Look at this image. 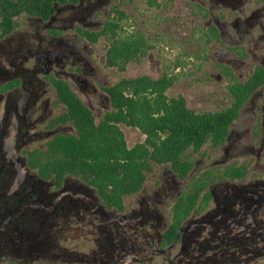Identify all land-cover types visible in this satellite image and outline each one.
Returning <instances> with one entry per match:
<instances>
[{
	"label": "flooded vegetation",
	"instance_id": "flooded-vegetation-1",
	"mask_svg": "<svg viewBox=\"0 0 264 264\" xmlns=\"http://www.w3.org/2000/svg\"><path fill=\"white\" fill-rule=\"evenodd\" d=\"M184 4L204 25V42L222 41L252 66L242 80L219 66L229 97L223 108L196 111L176 96L197 113L239 98L237 114L219 143H204L205 156L204 144L180 153L188 169L150 161L140 188L113 202L91 177L47 159L58 151L55 138L77 134L60 94L76 97L95 124L112 109L107 89L118 80L101 82L97 59L103 50L105 62L113 38L101 32L119 11L117 34L146 42L142 29L123 26L140 4L0 0V264H264V0Z\"/></svg>",
	"mask_w": 264,
	"mask_h": 264
},
{
	"label": "trees",
	"instance_id": "trees-1",
	"mask_svg": "<svg viewBox=\"0 0 264 264\" xmlns=\"http://www.w3.org/2000/svg\"><path fill=\"white\" fill-rule=\"evenodd\" d=\"M117 13L101 33L113 38L105 63L124 70L128 62L145 53L147 44L140 34H117L118 21L124 17V13ZM175 80L177 76L168 72L156 79L147 75L122 77L107 89L112 109L98 124L87 107L64 91L60 96L67 101L68 116L75 121L77 134L55 138L51 145L58 151L51 154L48 162L54 168L91 177L101 194L113 202L140 188L145 178L143 170L150 161L176 163L185 171L189 164L180 158V153L189 146L198 149L209 139L219 143L240 101L237 98L219 112L197 113L186 106L183 96L169 97L165 93ZM237 85L232 88L239 97ZM119 123L137 127L145 134L144 140L129 148Z\"/></svg>",
	"mask_w": 264,
	"mask_h": 264
},
{
	"label": "rangeland",
	"instance_id": "rangeland-1",
	"mask_svg": "<svg viewBox=\"0 0 264 264\" xmlns=\"http://www.w3.org/2000/svg\"><path fill=\"white\" fill-rule=\"evenodd\" d=\"M137 1L140 5H131V15L123 26L126 30L133 25L145 32L147 51L120 71L106 66L101 50L97 59L101 82L111 85L122 77L146 74L157 78L169 72L177 75L178 79L168 89V95L182 94L187 105L196 111L223 108L229 97L227 80L219 79V66H229L242 80L247 75V68L252 66V59L248 56L244 61L235 60L233 51L236 48L230 46L229 51L222 41L204 42L200 37L204 25L200 21L194 23V12L190 5H186L187 2L184 4V0H163V5H142L144 0ZM120 6L125 8V5ZM119 126L129 147L144 139L136 127L122 123ZM208 146V143L203 145L202 156L207 154Z\"/></svg>",
	"mask_w": 264,
	"mask_h": 264
}]
</instances>
